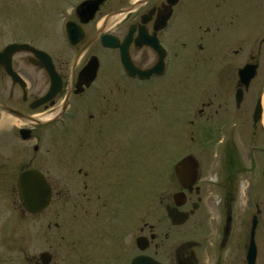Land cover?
<instances>
[{
    "label": "flooded vegetation",
    "instance_id": "af4514ba",
    "mask_svg": "<svg viewBox=\"0 0 264 264\" xmlns=\"http://www.w3.org/2000/svg\"><path fill=\"white\" fill-rule=\"evenodd\" d=\"M88 1L38 0L18 18L28 31L0 47L24 46L0 61V242L17 234L20 264H133L141 255L160 264H248L256 220L262 264L264 0H104L92 16L82 13ZM245 68L254 72L248 87ZM170 128L176 155L165 135L164 215L159 225L144 222L139 236L138 143ZM29 170L49 187L36 213L19 184ZM115 206L123 219L106 226ZM168 207L186 221L172 224Z\"/></svg>",
    "mask_w": 264,
    "mask_h": 264
},
{
    "label": "rangeland",
    "instance_id": "374dc122",
    "mask_svg": "<svg viewBox=\"0 0 264 264\" xmlns=\"http://www.w3.org/2000/svg\"><path fill=\"white\" fill-rule=\"evenodd\" d=\"M38 0H0V47L4 43V38H9L11 33H15L17 31L27 32V24L23 22V19H18L25 15L27 8L36 7ZM12 31V32H11ZM262 78V77H261ZM165 135H169L168 138V147L169 151L172 154L176 150V143L174 140H177V134L174 133V130L170 128V130L166 133L162 131H154L148 134L146 137L147 145L140 146V142L137 147V155L138 158L137 168L138 175L136 180V204H134L133 209L136 210V218L138 224V235H142L140 232V227L144 222H148L151 224L159 225L158 221L161 216L164 215V209L160 206L158 201V196L165 194L163 191L162 185V145L166 140ZM65 134L61 139H65ZM140 139V138H139ZM153 149L158 150V157L156 155H151V151ZM177 152V151H176ZM176 155V153H173ZM60 155V154H59ZM173 157H171V160ZM154 160V162H151ZM64 166V165H63ZM152 168L157 171V175L152 174ZM264 190V189H263ZM166 196V195H165ZM128 198V197H124ZM130 198V197H129ZM122 197L120 198V200ZM242 199L246 200L245 197ZM250 201H246L249 203V213L254 212V204L257 201L256 197H251ZM263 209H264V191L263 197L260 199ZM119 203V202H118ZM119 207V205H118ZM115 211L106 212L105 223L106 226L111 223H118L122 221L123 216L120 217L119 209L115 206ZM129 213V212H128ZM127 218V217H126ZM129 220V219H128ZM127 220V221H128ZM248 220L246 221V225L243 228V234L246 236L249 228ZM233 229H236V225H233ZM122 235V245L125 240V232L121 233ZM125 235V236H124ZM124 236V237H123ZM14 242H10V244L0 242V264H20V255L18 254V246H20V242H18L17 234L15 233ZM257 239L261 245L262 256L260 255V260H262V264H264V221L263 226H260L257 231ZM30 239H26L24 245L26 246V251L28 252L29 258L33 257L35 246L32 243L28 244ZM123 250V249H122Z\"/></svg>",
    "mask_w": 264,
    "mask_h": 264
},
{
    "label": "water",
    "instance_id": "95a60500",
    "mask_svg": "<svg viewBox=\"0 0 264 264\" xmlns=\"http://www.w3.org/2000/svg\"><path fill=\"white\" fill-rule=\"evenodd\" d=\"M104 0H95V1H88L81 5L82 13H90L91 16L96 12L99 4H101ZM24 46L20 45H11L4 49L3 52L0 53V61L7 60L8 62L11 59V56L19 51L22 50ZM37 53H40L37 51ZM49 59V58H48ZM10 63L6 64V68L9 74L16 80L17 75L12 72L10 68ZM46 70L52 76L53 75V68L51 65H45ZM249 71V74H248ZM254 76V72L252 68H245L240 71V80L241 83L248 87L251 79ZM241 92L237 93V99L240 101ZM258 108L260 105L257 106ZM177 173H179L180 168H176ZM20 189L25 199V205L29 212L36 213L40 210L43 206L47 204V200L49 197V187L46 184L44 177L36 170H29L23 173L20 176L19 180ZM167 215L174 225L182 224L186 221L187 217L185 215L181 216V214L173 209L167 208ZM255 228H256V220L253 221L252 231H251V242L250 247L247 254V261L248 264H254L256 259V247L254 243V235H255ZM137 246L139 250L144 251L147 248V239L145 237H139L137 239ZM133 264H160L157 261L147 257V256H139L137 257Z\"/></svg>",
    "mask_w": 264,
    "mask_h": 264
},
{
    "label": "bare ground",
    "instance_id": "6f19581e",
    "mask_svg": "<svg viewBox=\"0 0 264 264\" xmlns=\"http://www.w3.org/2000/svg\"><path fill=\"white\" fill-rule=\"evenodd\" d=\"M263 105H264V96H263Z\"/></svg>",
    "mask_w": 264,
    "mask_h": 264
}]
</instances>
